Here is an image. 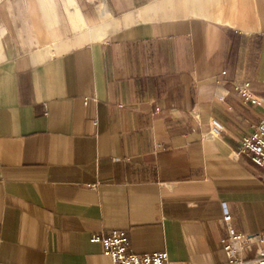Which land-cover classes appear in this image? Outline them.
Returning a JSON list of instances; mask_svg holds the SVG:
<instances>
[{
	"label": "crops",
	"instance_id": "1",
	"mask_svg": "<svg viewBox=\"0 0 264 264\" xmlns=\"http://www.w3.org/2000/svg\"><path fill=\"white\" fill-rule=\"evenodd\" d=\"M45 1H0V264H114L91 239L113 230L228 262L231 232L264 230L239 153L264 120V0Z\"/></svg>",
	"mask_w": 264,
	"mask_h": 264
},
{
	"label": "built area",
	"instance_id": "2",
	"mask_svg": "<svg viewBox=\"0 0 264 264\" xmlns=\"http://www.w3.org/2000/svg\"><path fill=\"white\" fill-rule=\"evenodd\" d=\"M239 153L251 158L264 171V120L243 138ZM231 218L230 215L225 217L227 224H230ZM91 239L93 242L102 243L104 254L114 264H185L170 261L166 251L135 253L129 246V234L123 230L98 232ZM225 245L229 260L223 264H264V230L246 234L231 232Z\"/></svg>",
	"mask_w": 264,
	"mask_h": 264
},
{
	"label": "rangeland",
	"instance_id": "3",
	"mask_svg": "<svg viewBox=\"0 0 264 264\" xmlns=\"http://www.w3.org/2000/svg\"><path fill=\"white\" fill-rule=\"evenodd\" d=\"M1 1V0H0ZM90 1H95V4H98L97 6H98V9L100 10V6L102 5V3H103V0H90ZM215 132V131H214Z\"/></svg>",
	"mask_w": 264,
	"mask_h": 264
},
{
	"label": "bare ground",
	"instance_id": "4",
	"mask_svg": "<svg viewBox=\"0 0 264 264\" xmlns=\"http://www.w3.org/2000/svg\"><path fill=\"white\" fill-rule=\"evenodd\" d=\"M45 1V0H44ZM45 3H46V1H45ZM48 3H49V1H48Z\"/></svg>",
	"mask_w": 264,
	"mask_h": 264
}]
</instances>
